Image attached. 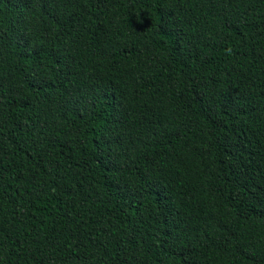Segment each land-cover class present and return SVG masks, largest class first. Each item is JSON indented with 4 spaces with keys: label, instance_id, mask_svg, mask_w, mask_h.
I'll list each match as a JSON object with an SVG mask.
<instances>
[{
    "label": "trees",
    "instance_id": "16d2710c",
    "mask_svg": "<svg viewBox=\"0 0 264 264\" xmlns=\"http://www.w3.org/2000/svg\"><path fill=\"white\" fill-rule=\"evenodd\" d=\"M0 264H264V0H0Z\"/></svg>",
    "mask_w": 264,
    "mask_h": 264
}]
</instances>
